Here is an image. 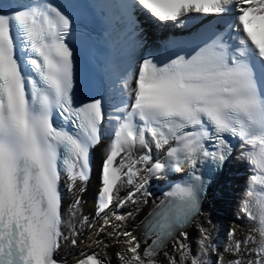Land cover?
<instances>
[{
    "label": "snow or ice",
    "instance_id": "1",
    "mask_svg": "<svg viewBox=\"0 0 264 264\" xmlns=\"http://www.w3.org/2000/svg\"><path fill=\"white\" fill-rule=\"evenodd\" d=\"M112 7L121 9L129 23H135L136 11L159 22L181 24L194 18L191 14L233 16L227 29L235 28L237 36L229 37L236 40L235 47L217 33L187 58L177 55L167 63L145 59L134 74V86L122 78L123 89L130 92L116 109L122 114L115 118L103 166L99 211L112 204L122 177L133 183L132 177L139 175L136 164L151 159L144 155L131 160L138 146L149 150L152 144L157 149L169 146V161L153 163L147 169L150 173L166 167L177 172L184 166L194 169L202 158L220 168L228 158L227 133L250 146L248 162L264 177V0H128ZM70 28V18L44 0H34L24 10L0 12V264H58L54 255L62 236L61 165L71 180H87L90 150L101 139L102 100L73 106V50L66 42ZM54 110L75 131L57 126ZM213 138L218 141L216 150L208 151L204 142ZM196 181L175 185L165 194L169 199L161 202L163 207L150 214L145 235L155 240L146 256H154L199 212L203 185ZM246 195H252L251 185ZM248 216L256 220L252 212ZM256 231L260 239L250 240L257 245L259 259L249 264H264V204ZM124 235L131 237L130 243L136 239L131 233ZM138 247L129 251L144 264ZM179 247L187 257L186 245ZM240 249L237 241L234 251ZM76 264L104 260L92 254ZM191 264L202 261L193 256Z\"/></svg>",
    "mask_w": 264,
    "mask_h": 264
},
{
    "label": "bare ground",
    "instance_id": "2",
    "mask_svg": "<svg viewBox=\"0 0 264 264\" xmlns=\"http://www.w3.org/2000/svg\"><path fill=\"white\" fill-rule=\"evenodd\" d=\"M118 46L119 49L109 61L108 81L111 105L104 121L103 138L95 145V168H101L104 165L109 145L114 138V130L117 125L115 118L122 114V109L119 112L116 109L121 105L122 100H128L130 88L123 89L122 78L126 77L129 85L134 86V74L143 60L153 59L160 63L169 61L168 52L156 39L124 40L118 43ZM249 148L250 146L241 145L239 149L238 168L248 173L247 181L250 182L246 184L245 193L239 196L237 203L241 217L233 219L232 216H229L230 221L224 233L223 242L221 247L217 249L213 262L207 261L214 252L212 249L214 246L212 248L210 246V238L213 234L218 235L217 227L221 226V223H225V211L229 209L227 198L223 197L227 189L226 184L214 186L205 206L192 222L159 247L154 256L149 257L145 255L144 250L146 241L140 239L139 223L147 208L158 200V197L151 195L155 192L146 193L143 191V187H138L133 194L115 204L109 212L102 214L96 210L94 205L95 192L98 186L96 172H93L87 180L83 181L79 179L73 181L68 174L63 178L64 233L59 253L71 257L76 254L92 252L98 254V257L104 260V264H138L133 259L136 254L129 251L131 247L138 244L137 253L141 256L144 264H149L150 261H153L154 264H169L170 259H175L176 264H191L193 256L199 258L202 264H233L236 256L240 258L242 264H249L250 261L258 260L257 245L250 238L260 239L256 229L259 226L260 205L264 204V185L260 184V180L264 177L255 173L253 166L249 164L246 156ZM158 151L159 149L154 144L151 145L150 150L138 146L133 151L131 160L139 161V158L144 155L152 157ZM119 160L120 157H117V162ZM145 164L147 163L142 161L136 164L139 175L132 177L133 183H127V177H122L123 182L119 185L117 200L123 197L132 186L144 179L143 167ZM229 176L228 173L224 175L223 179H229ZM253 176H256L254 184L252 182ZM250 185L252 186V195L247 196L246 193H248ZM246 204L247 211L245 210ZM248 212H252L256 217L255 221L249 218ZM118 216H123L125 219L118 220L116 218ZM106 221L107 223H105ZM126 232L131 233L136 238L135 241L130 243L131 237L124 235ZM181 232L187 233V236L181 235ZM73 240L76 241V244L72 243ZM237 241L241 242L239 252L234 251V245ZM245 241L248 242L245 243ZM181 244L187 247V257L181 255L183 251L179 247Z\"/></svg>",
    "mask_w": 264,
    "mask_h": 264
}]
</instances>
